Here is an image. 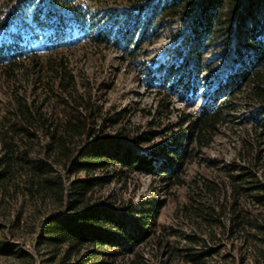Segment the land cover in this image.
Segmentation results:
<instances>
[{"label": "rangeland", "instance_id": "374dc122", "mask_svg": "<svg viewBox=\"0 0 264 264\" xmlns=\"http://www.w3.org/2000/svg\"><path fill=\"white\" fill-rule=\"evenodd\" d=\"M188 1L194 2L192 8ZM44 2L29 3L16 18L19 24L0 28V47L22 54L12 72L0 63V124L16 92L30 101L37 99L44 111L57 107L55 97L43 87L64 64L77 78V92L91 96L92 126L101 130L84 145L103 138L111 148L130 146L135 155L150 154L179 130L184 113L195 120L220 82L235 72V45L240 44L235 4L223 7L221 21L202 41L195 59L185 39L202 0H74L82 13L66 16L63 26L44 12L42 21H34L38 8L46 10ZM173 2L176 12L163 13ZM143 3L147 9L140 14ZM17 5L6 6L4 15ZM76 16H85V22L79 24ZM54 85L57 90V79ZM247 92L243 88L235 94V109L210 130L207 144H189L175 178L113 163L70 173L61 157H49L68 187L73 180L113 175L109 183L94 185L88 196L92 204L123 217L128 229L132 218L153 207L152 235L133 253L109 259L110 264H193L188 254H202L204 264H264V205L256 199L264 194V103ZM189 125L186 122L183 129ZM49 142L40 132L31 155L45 156ZM3 155L0 142V159ZM163 161L167 156L158 155V168ZM58 210L54 197L43 199L29 192L19 174L6 190L0 189V264H58L62 247L41 244L38 234L42 219ZM6 245L12 250L9 254L1 251ZM72 260L69 263L76 258Z\"/></svg>", "mask_w": 264, "mask_h": 264}, {"label": "trees", "instance_id": "16d2710c", "mask_svg": "<svg viewBox=\"0 0 264 264\" xmlns=\"http://www.w3.org/2000/svg\"><path fill=\"white\" fill-rule=\"evenodd\" d=\"M34 1L36 0H0V28L9 30L15 24H19L20 20L16 18L28 10L29 3ZM45 2L50 5L57 4L64 10H57ZM45 2L46 10L38 8L34 12V21H42L44 12L48 18L56 17L57 26H63L66 16L82 13L81 6L74 3V0H45ZM14 3L18 5L4 15L6 6L9 7ZM226 3L235 4L237 7L235 12L239 9L235 23L236 39L240 44L235 45V72H232L225 81L220 82L195 120H191L190 115L184 113L179 130L172 133L166 144L161 143L159 148L152 149L150 154L135 155L130 146L111 148L104 144L103 138L93 139L91 143L84 145L86 139H92L101 130L92 126L95 120L91 96L85 98L84 94L77 92V78L64 64L59 65L60 68L55 70L53 82L48 81L43 87L44 92L48 91L55 97L58 102L57 107H61V110L58 111L56 106H52V110L47 112L43 110V105L39 104L37 99L30 101L17 92L12 96L0 124V142L4 151L0 159V189L6 190L19 174L29 192L40 195L43 199L48 197L56 199L59 210L42 219L38 226V234L41 244L56 249L62 247L63 252L58 264H110L109 259L117 256L118 253H133L137 245L152 235L149 224L154 210L153 207H149L140 212L141 217L132 218V227L128 229L127 221L123 217L106 207L92 204L88 196L94 185L109 183L113 175L73 180L68 187L63 177L54 171L53 164L49 161L51 155H55L57 159L61 157L63 167L70 173L107 168L113 163L139 172L167 173L175 178L180 167L179 162H183L189 154V144L194 143L195 140L200 144L204 142L207 144L206 136L210 130L228 111L235 109L236 104L233 103V99L236 93L242 92L244 88L248 91L249 97L264 103V0H202L199 13L192 20L185 39L188 51L192 54L190 57L194 56L196 59L202 41L210 35L216 22L221 21L222 9ZM193 4V1H188L187 7L192 8ZM146 7L144 3L139 7L140 14L146 11ZM177 8L173 2L163 8V13L172 15ZM75 18L79 24H83L86 17ZM13 21L16 23L10 24ZM6 47L9 48L0 47V63L4 71L12 72L18 67L16 59L22 57V54L16 51L17 49L11 54L7 53ZM184 65L187 73L188 63ZM195 75L197 76V72ZM56 79L57 90L54 88ZM188 121L190 125L187 129H183V125ZM196 131L198 133L195 135ZM40 132L49 138L48 153L42 157H34L31 155L32 144L34 139L39 137ZM160 154H165L167 161L161 162L158 168L156 162ZM175 156L177 160L173 159ZM256 199L264 205V194L257 195ZM135 213V211L129 212L131 216ZM4 247L1 250L3 253L12 252L8 245ZM112 249H117L115 250L117 253L111 252ZM188 255L190 256L187 259L193 264L205 263L202 254ZM73 257L76 260L69 263Z\"/></svg>", "mask_w": 264, "mask_h": 264}]
</instances>
